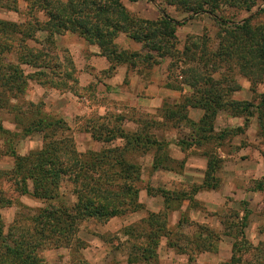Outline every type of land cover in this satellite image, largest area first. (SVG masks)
<instances>
[{
	"label": "trees",
	"instance_id": "16d2710c",
	"mask_svg": "<svg viewBox=\"0 0 264 264\" xmlns=\"http://www.w3.org/2000/svg\"><path fill=\"white\" fill-rule=\"evenodd\" d=\"M128 1L161 2L189 17L208 15L218 23L217 35L215 38L206 33L188 35L180 49L178 21L163 9L157 20L145 19L132 13L123 0H32L28 21L16 23L0 19V110L11 105L15 122L21 123L25 135H43L39 150L27 156H19L15 150L11 152L14 163L8 172L9 180L20 195L42 202L43 207L34 215L17 214L8 229L0 217V264H46L40 258V252L46 250L79 252L86 247L78 236L84 223L107 224L143 210L139 185L144 169L138 159L150 157L151 173H173L176 168L184 167L171 157L172 143L159 134L161 131L180 130L184 124L189 125L190 134H182L173 144L182 153L204 148L203 155L208 161L205 180L192 194L154 192L148 188V195H159L163 200V209L144 218L139 225L143 228L138 232L130 228L125 233L132 237L140 233L139 238L143 239L138 248L140 256L137 260L130 259V263L153 260L162 239H168L171 215L180 212L178 229L188 225L182 212L184 203H193L200 189L219 188L216 175L221 171L222 160L209 145L214 139L221 142L229 133L222 131L215 138V122L221 112L233 118L253 115L251 109L255 106L234 101L233 94L241 89L236 83L237 77L247 80L254 94L259 86H264V24L254 25L253 20H246L242 26L228 25L227 21L219 20L218 13L228 8L250 14L264 5V0ZM19 3L20 0H0V10L18 13ZM34 9L46 20L36 17ZM68 33L98 47L100 56L111 63L109 75L124 65L149 74L155 66L170 60L168 88L182 91L180 86L185 84L193 93L177 102H165L156 116L140 114L134 120L135 131L124 128L121 116L92 115L85 120L84 133L101 144V149L81 153L64 118L45 114L43 103H27L24 109L26 102H21L31 81L41 87L61 90L62 85L75 79L74 69L69 70L57 48V38ZM121 35L140 44L141 50L120 49L117 39ZM23 67L34 70L33 74H26ZM180 78L182 81L176 86L174 83ZM74 83L79 86L78 80ZM70 91L74 93L75 89ZM262 100L257 110L263 106ZM14 101L16 104L12 105ZM190 109L203 113L197 123L189 119ZM156 117L163 122L156 121ZM260 125H263L262 119ZM0 133L9 134L1 119ZM64 182L75 198L72 205L61 195ZM4 204L0 209L11 206L9 202ZM196 227L203 233L194 234L195 251L216 252L214 243L220 241V236L207 226ZM167 243L181 254L187 252L171 238ZM72 264L90 263L79 257Z\"/></svg>",
	"mask_w": 264,
	"mask_h": 264
},
{
	"label": "rangeland",
	"instance_id": "374dc122",
	"mask_svg": "<svg viewBox=\"0 0 264 264\" xmlns=\"http://www.w3.org/2000/svg\"><path fill=\"white\" fill-rule=\"evenodd\" d=\"M31 1L20 0L18 13L0 10V19L16 23L28 21ZM123 2L132 13L153 21L159 18L160 9L165 10L172 19L181 24L177 32L180 49L183 48L188 35L206 33L211 38L217 35L218 23L208 15L189 17L161 2H130L128 0H123ZM33 13L40 20H46L45 16L38 13L36 9ZM218 17L219 20L227 21L228 25L242 26L246 20H253L254 25H263L264 5L254 9L250 14L223 8L219 11ZM60 37L57 38L58 54L70 71L74 69L75 79L62 85L61 90L41 87L31 81L26 94L21 99V102H26L22 108L25 109L27 103H43L45 114L51 117H62L68 121L79 152L99 151L101 144L92 141L90 136L84 133L86 121L93 116L87 117V113L83 115L78 113V109L83 108L85 103L84 96L81 95L80 83L79 86L74 83L75 80L79 82V72L68 50L58 43ZM120 49L123 48L120 47ZM23 69L26 74L34 72L28 67H23ZM236 79L241 89L233 94V100L252 103L255 106L251 109L253 115L233 118L228 113L221 112L216 119L214 137L219 136L222 131L229 133L221 142L214 139L209 145V149L213 150L222 160L221 171L216 175L219 188L215 191L200 189L194 195L193 203H184L182 212L186 215L188 225L177 228L182 218L180 212L172 214L169 221L168 239L171 238L174 242L183 245L187 250L185 254L170 248L167 243L168 239L163 238L153 260L130 263V259L137 260V256H140L138 248L143 244V239L139 238L140 233H135L137 237L125 233L130 228L138 232L143 228L139 225L144 218L150 213L162 211L163 200L159 195L157 197L155 194L148 195V188L154 192L167 190L192 194L195 188L202 186L208 162L203 155L204 148L180 153L173 144L182 137V134H190L191 128L187 124H184L180 130L173 129L159 133L172 143L170 155L175 161L184 164L182 169L176 168L177 170L173 173L162 171L151 173L150 157L138 159L144 169L142 182L139 185L140 203L144 206L143 210L114 219L107 224L84 223L78 236L86 245L85 249L79 252L65 249L46 250L40 252V258L46 264H72L77 262L79 257L90 264H264V131H262L264 104L257 110L264 98V86H259L254 94L247 80L240 77ZM181 81L180 78L174 84L179 86ZM180 87L188 88L189 94L193 93L192 89L185 84ZM72 88L75 89L76 96L70 93ZM97 92L98 87H95V98L92 101L96 105L100 103L96 97ZM172 102L168 101V103ZM15 104L16 101L12 102V105ZM12 108L8 105L0 110V119L4 129L9 132V134L0 133V205L5 203L6 206L8 202L11 203L10 207L0 209V217L6 229L13 224L17 214L34 215L36 210L43 207L42 202L30 196L20 195L9 180L8 172H11L14 163L11 152L15 150L19 156H27L32 151L39 150L43 145L42 134L35 133L30 136L24 134L21 123L15 122ZM140 114L142 112H136L131 118L137 120ZM260 119L263 125H260ZM191 121L197 123V121ZM61 195L68 205L75 202L71 188L66 182L62 183ZM197 225L207 226L220 236V241L214 243L217 248L216 252L198 253L195 251L194 234L203 233L197 229Z\"/></svg>",
	"mask_w": 264,
	"mask_h": 264
},
{
	"label": "crops",
	"instance_id": "0c3cea01",
	"mask_svg": "<svg viewBox=\"0 0 264 264\" xmlns=\"http://www.w3.org/2000/svg\"><path fill=\"white\" fill-rule=\"evenodd\" d=\"M58 43L68 50L79 72L81 94L85 101L83 108L78 109L79 115L87 113V117H89L95 113L103 117L108 114H117L124 119V128L132 131L137 128L134 119L131 118L136 112L156 116L165 102L179 101L183 96L189 94V89L186 87H183L182 91L168 88L170 84L169 60L155 66L149 74L146 71L141 73L138 69L130 70L124 65L117 67L109 75L111 63L105 57L100 56L97 46L90 45L84 39L73 34L61 36ZM117 44L123 50H141L140 44L125 35H121L117 39ZM95 87H98L96 93L98 102H100L98 105L92 101L95 98ZM70 93L76 96L72 91ZM189 111L191 120L198 122L203 116L200 110L190 109ZM156 121L163 122V119L156 117Z\"/></svg>",
	"mask_w": 264,
	"mask_h": 264
}]
</instances>
